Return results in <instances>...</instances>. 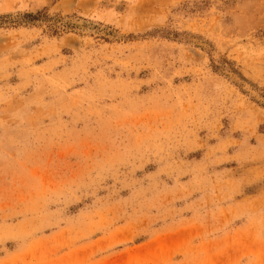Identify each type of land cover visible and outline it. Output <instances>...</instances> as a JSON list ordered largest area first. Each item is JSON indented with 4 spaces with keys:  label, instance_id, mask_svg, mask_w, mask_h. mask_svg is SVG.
I'll return each instance as SVG.
<instances>
[{
    "label": "rangeland",
    "instance_id": "obj_1",
    "mask_svg": "<svg viewBox=\"0 0 264 264\" xmlns=\"http://www.w3.org/2000/svg\"><path fill=\"white\" fill-rule=\"evenodd\" d=\"M0 264H264V0H0Z\"/></svg>",
    "mask_w": 264,
    "mask_h": 264
},
{
    "label": "trees",
    "instance_id": "obj_2",
    "mask_svg": "<svg viewBox=\"0 0 264 264\" xmlns=\"http://www.w3.org/2000/svg\"><path fill=\"white\" fill-rule=\"evenodd\" d=\"M45 13H46V9L43 10V11H40V12H38V13H36V14H34V13L26 14V15L24 16V19H26V20H31V21H37V20H39V19L43 16V14H45Z\"/></svg>",
    "mask_w": 264,
    "mask_h": 264
}]
</instances>
